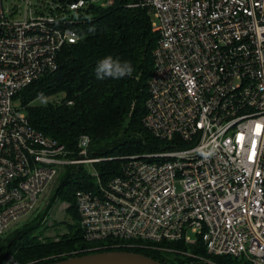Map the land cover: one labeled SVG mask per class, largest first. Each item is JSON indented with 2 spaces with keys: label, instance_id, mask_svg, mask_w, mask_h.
I'll return each mask as SVG.
<instances>
[{
  "label": "built area",
  "instance_id": "built-area-1",
  "mask_svg": "<svg viewBox=\"0 0 264 264\" xmlns=\"http://www.w3.org/2000/svg\"><path fill=\"white\" fill-rule=\"evenodd\" d=\"M89 3L114 0H0V239L62 170L102 160L88 156L89 135L75 156L13 104L82 39L76 25ZM131 6L149 9L159 35L144 124L164 143L119 157L106 179L89 171L95 185L77 191L76 205L86 240L104 244L85 251L201 241L212 255L264 264V0ZM0 264L33 262L7 254Z\"/></svg>",
  "mask_w": 264,
  "mask_h": 264
},
{
  "label": "trees",
  "instance_id": "trees-1",
  "mask_svg": "<svg viewBox=\"0 0 264 264\" xmlns=\"http://www.w3.org/2000/svg\"><path fill=\"white\" fill-rule=\"evenodd\" d=\"M139 1L114 0L109 7L89 3L80 12L81 21L76 25L82 39L62 49L58 70L31 83L14 98L21 100L34 128L64 144L75 156L78 155L79 138L89 135L92 139L90 156L108 158L97 163V170L104 179L119 172L118 158L122 155L154 151L164 143L144 124L148 83L154 71V51L159 35L152 29L154 19L149 9L131 6ZM107 55L130 61L134 67L132 76L96 79L97 63ZM53 95L59 100L45 105L34 104ZM75 166L66 167L71 182H65L70 189L64 194L72 202L71 212L76 223L68 225L69 231L58 240L47 238L45 242L40 234L30 232L33 228L19 230L6 237L7 247L0 259L14 254L22 262L47 264L88 254L86 249L104 244L89 242L84 236L76 193L80 189L93 188L95 179L82 166ZM137 244L127 246L124 243L118 250L143 253L164 264H178L175 254L169 250L193 249L206 254L201 241L196 245L184 241ZM217 256L227 264H235L232 259L226 260L227 255ZM243 264L249 262L246 260Z\"/></svg>",
  "mask_w": 264,
  "mask_h": 264
},
{
  "label": "rangeland",
  "instance_id": "rangeland-1",
  "mask_svg": "<svg viewBox=\"0 0 264 264\" xmlns=\"http://www.w3.org/2000/svg\"><path fill=\"white\" fill-rule=\"evenodd\" d=\"M114 4V3H113ZM112 4V5H113ZM103 6V5H102ZM108 5L106 7H109ZM25 8V7H23ZM154 19V17H153ZM152 29L154 32V26L152 24ZM59 98L56 95L49 96L46 98H41L34 102L35 105H45L50 102H56ZM13 104L16 107H22V102L20 99H14ZM157 147H161L158 145ZM155 151V150H154ZM149 151V152H154ZM147 153V152H145ZM88 156H90V152H88ZM123 156V155H122ZM126 156V155H125ZM97 158V157H96ZM102 160L108 159L103 157H98ZM101 160V161H102ZM98 161L97 163H99ZM97 163L91 166L90 164H78L75 168L82 166L86 171H94L93 169H97ZM68 177V169H64L61 171L57 179L47 188V190L41 195L39 201L36 203L35 209H33L26 216L21 217L16 223H14L11 228L7 231L6 234L2 236L0 239V258L5 252L7 247V239L6 237L11 236L12 234L17 233L19 230H27L32 229L30 232L35 235H41L40 239L44 242L47 238H55L58 240L59 236L67 233L69 231L68 225H74L76 223V219L74 214L71 212L72 210V202L69 201L65 194L70 188L68 185H65L67 182H71V179H66ZM66 182V183H65ZM178 189H181V186H177ZM73 190V189H72ZM71 190V191H72ZM69 192V191H68ZM73 193V192H72ZM189 236L192 240H198V234L189 231ZM197 243L189 244L196 245ZM171 253H174V258H177L178 264H227L217 255L210 254L206 249V254L199 253L195 250H169ZM52 257H48L45 259H51ZM238 257L226 256V260H233L235 264H243L247 259L241 260L237 259ZM248 261V260H247ZM232 264L231 262H228Z\"/></svg>",
  "mask_w": 264,
  "mask_h": 264
},
{
  "label": "water",
  "instance_id": "water-1",
  "mask_svg": "<svg viewBox=\"0 0 264 264\" xmlns=\"http://www.w3.org/2000/svg\"><path fill=\"white\" fill-rule=\"evenodd\" d=\"M47 264H164L143 253L127 250H107L73 256Z\"/></svg>",
  "mask_w": 264,
  "mask_h": 264
},
{
  "label": "clouds",
  "instance_id": "clouds-1",
  "mask_svg": "<svg viewBox=\"0 0 264 264\" xmlns=\"http://www.w3.org/2000/svg\"><path fill=\"white\" fill-rule=\"evenodd\" d=\"M134 67L128 60H122L119 57L113 55H107L98 61L95 68V76L98 80L110 79H123L124 77L132 76ZM201 155L205 158L211 155V152H205L201 150Z\"/></svg>",
  "mask_w": 264,
  "mask_h": 264
}]
</instances>
